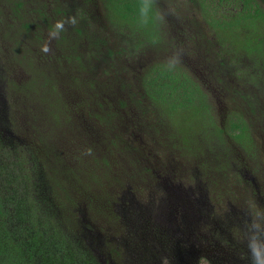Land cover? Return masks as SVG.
Segmentation results:
<instances>
[{
  "label": "trees",
  "instance_id": "1",
  "mask_svg": "<svg viewBox=\"0 0 264 264\" xmlns=\"http://www.w3.org/2000/svg\"><path fill=\"white\" fill-rule=\"evenodd\" d=\"M0 34V264H105L101 242L106 264H187L135 208L156 209L166 176L264 238V0H0ZM239 222L195 248L239 264Z\"/></svg>",
  "mask_w": 264,
  "mask_h": 264
},
{
  "label": "rangeland",
  "instance_id": "2",
  "mask_svg": "<svg viewBox=\"0 0 264 264\" xmlns=\"http://www.w3.org/2000/svg\"><path fill=\"white\" fill-rule=\"evenodd\" d=\"M2 35L0 34V40H2ZM1 49H3L5 51V54H9L7 52L8 48H6L5 46H2ZM3 65V62H1V66ZM0 66V67H1ZM0 73L2 75V71H1V68H0ZM18 74L20 75L21 72L18 71ZM3 102H4V99L2 97V95L0 94V113L3 112ZM20 114V113H19ZM27 114H21L20 117H19V120L22 121V124H24L22 126V129L21 130V133L23 135H29L31 133L30 131V128L28 127L27 125ZM0 123H1V127L2 126V119H0ZM3 130L6 131V129L3 127ZM9 134H11V132L8 130ZM8 132L6 131L7 134H5L6 136H8ZM14 134V133H13ZM193 162H191L190 160V165L193 166ZM241 166H244L243 164H241ZM173 171L176 172L175 169H172V168H169ZM250 169V167H249ZM173 171H170L171 174H173ZM249 171V170H247ZM195 174L192 175L191 177V182H195L196 184H198V181L201 180V175L200 173H198L197 170L193 171ZM259 173L256 174V175H262L261 177V184L264 185V173L258 171ZM251 179V178H250ZM163 186L161 185V188L162 190L165 192L166 196L164 195L163 199H162V202L159 203L157 206H156V211L155 210H152V209H149V208H146V206H137L135 207L136 208V212L139 211V214H141L144 218H143V222L147 223L149 221H155L157 222V226H160L164 229L167 230V233H168V236L170 237L171 241H173V247L175 249H178L180 250L181 248V245L184 244V254H186L184 256V258L186 259L187 258V264H212V261L210 259H208V252L205 251L204 249H202V253L201 252H198V250L195 248L197 247V242L199 244H202V240H200L201 238H204L206 237L208 234H203V229L204 227H210L209 225L213 226L215 225V227H219V229H222L224 227H227L228 228L225 230H221L220 232H225V234H229V230H230V227L229 225L230 224H233V225H240V222L239 221H243V220H247V223L245 225H243L242 229H240V231L243 233L244 236L248 235L249 237H251V240L248 241V242H252L254 238H256L255 236L252 235V233L250 231H253L255 233H259L255 227H254V224L253 223V216L247 212V211H240L238 210L236 207L233 208L232 205L233 204H230L231 208L230 210H228V213L229 214H232L231 212H236L238 217L236 219H234V216H232L233 218V221H230V224L227 225L225 222H222L221 220H219V223H215V222H212L210 220V214L207 212L206 208L208 206V201H206V191L200 187L198 188L197 190H189L179 184H176L174 183L168 176L166 177H163ZM255 183V181H253ZM255 186L257 187V189H262L260 187V185L258 183H255ZM191 189V188H190ZM262 193V190L259 191V194ZM129 198V200H128ZM261 200L263 201L264 203V197L261 196ZM131 201L134 203V199L132 196H127L125 198V201L123 202V209L126 208V205L127 203ZM134 205H137L136 203H134ZM125 213L124 216H125V219L129 222L131 221V217L132 214L127 212L125 210H123ZM152 211H155V212H152ZM263 213V217H264V212ZM137 213H134V215H136ZM240 215H243L244 217L242 218L243 220H241L239 217ZM208 217V218H207ZM213 219V218H212ZM210 224H209V222ZM223 224H221V223ZM200 225V228H201V234L199 233V231H197V225ZM244 224V223H243ZM154 225V224H153ZM181 225H186L185 228L180 229ZM93 226V225H92ZM95 227V226H93ZM248 227V228H247ZM249 230V231H248ZM250 232V233H249ZM264 236V232L262 233L261 232V235L260 236ZM88 235L91 238V240H93L94 238L96 239H100L101 241V235H99V233L97 234H93L90 232V230H88ZM230 235V234H229ZM259 236V238H260ZM230 239V238H229ZM212 240H210L211 242ZM257 241L259 243H264V238L263 239H257ZM96 244L93 240V242L91 244ZM221 245V244H220ZM203 245H201L199 247V249L202 247ZM162 247V246H161ZM107 247L105 246V243H100V246H95V250L96 252L99 254V256L101 257V259L103 260V262L106 264L107 262V257L106 256H109L108 255V252H107ZM132 252V251H131ZM224 252H226L224 250ZM212 254V253H211ZM226 253H223L221 251L220 254H216L215 252H213L212 255L214 256H219V258H228L230 259L229 257H227L225 255ZM235 256H238L237 258H241V259H238V263L239 264H250L252 262H254L253 260V256H252V253L251 255H249V258H246V259H243L244 257V254H243V251H238L236 253ZM234 256V257H235ZM177 257V256H176ZM178 258V257H177ZM214 261L218 260L219 258H214ZM235 259V258H233ZM113 260V259H112ZM126 263L128 262V264H130L129 260L126 258ZM179 263H176V264H186L183 260V259H179ZM173 264V262L170 260V259H166L164 257V259H161L159 261V263L157 264Z\"/></svg>",
  "mask_w": 264,
  "mask_h": 264
},
{
  "label": "clouds",
  "instance_id": "3",
  "mask_svg": "<svg viewBox=\"0 0 264 264\" xmlns=\"http://www.w3.org/2000/svg\"><path fill=\"white\" fill-rule=\"evenodd\" d=\"M151 11V6L149 3H145L140 10L141 17L144 19V22H147L149 13ZM254 227L257 230L261 229V224L256 223ZM250 248L254 260V264H264V244L259 243L256 238L250 243Z\"/></svg>",
  "mask_w": 264,
  "mask_h": 264
},
{
  "label": "flooded vegetation",
  "instance_id": "4",
  "mask_svg": "<svg viewBox=\"0 0 264 264\" xmlns=\"http://www.w3.org/2000/svg\"><path fill=\"white\" fill-rule=\"evenodd\" d=\"M250 178L255 181V183H258V184H261V177L260 176H256L254 177L253 175L250 176ZM260 191V189H259ZM257 199L260 200L261 203H263V201L261 200V194L258 195ZM260 203V204H261ZM264 204V203H263ZM263 225H264V222H263ZM264 227V226H263ZM264 229V228H263ZM222 243V242H221Z\"/></svg>",
  "mask_w": 264,
  "mask_h": 264
}]
</instances>
